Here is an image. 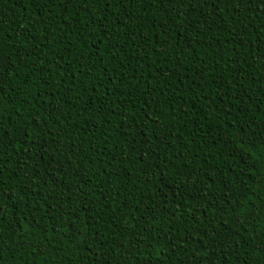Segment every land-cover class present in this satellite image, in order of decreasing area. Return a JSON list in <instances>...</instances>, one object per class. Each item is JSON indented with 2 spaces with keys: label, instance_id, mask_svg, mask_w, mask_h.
<instances>
[{
  "label": "trees",
  "instance_id": "16d2710c",
  "mask_svg": "<svg viewBox=\"0 0 264 264\" xmlns=\"http://www.w3.org/2000/svg\"><path fill=\"white\" fill-rule=\"evenodd\" d=\"M0 264H264V0H0Z\"/></svg>",
  "mask_w": 264,
  "mask_h": 264
}]
</instances>
